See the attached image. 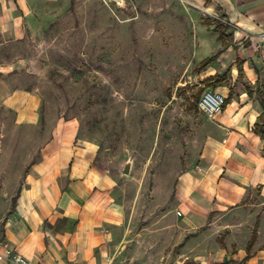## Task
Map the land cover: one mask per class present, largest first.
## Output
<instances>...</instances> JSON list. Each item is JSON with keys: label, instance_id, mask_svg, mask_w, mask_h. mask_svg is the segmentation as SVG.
Here are the masks:
<instances>
[{"label": "rangeland", "instance_id": "1", "mask_svg": "<svg viewBox=\"0 0 264 264\" xmlns=\"http://www.w3.org/2000/svg\"><path fill=\"white\" fill-rule=\"evenodd\" d=\"M184 3L189 7L186 0H43L42 30L0 48L3 61L20 74L18 84L42 100L36 128L6 126L14 112L0 111V236L17 193L7 189L9 172L37 159L48 122L72 121L77 139L95 148V163L118 183L127 211L124 264L181 263L178 220L165 224V218L181 216L174 206L177 179L199 162L218 115L210 118L198 105L213 88L199 52L217 53L212 66L223 72L233 41L216 25L217 15ZM13 177L17 182L21 175Z\"/></svg>", "mask_w": 264, "mask_h": 264}, {"label": "crops", "instance_id": "2", "mask_svg": "<svg viewBox=\"0 0 264 264\" xmlns=\"http://www.w3.org/2000/svg\"><path fill=\"white\" fill-rule=\"evenodd\" d=\"M186 1L187 9L217 15L216 25L233 36L230 65L223 72L212 66L217 53L209 54L208 47L199 52V67L213 87L207 89L231 98L208 126L197 165L177 179L174 206L181 216L167 217L165 224L178 220L184 255L179 264H264V138L255 128L264 121V0ZM42 3L0 0V48L42 30L48 14ZM19 79L0 55V111L15 116L4 124L36 128L41 97ZM229 79L237 86L229 87ZM47 128L37 159L21 172H9L7 189L17 193L2 220L0 264H18L8 251L23 254L30 264H124L120 244L127 211L118 200L115 177L95 163V148L77 139L72 121L48 122ZM14 175H21L17 182ZM239 210L244 217L230 219Z\"/></svg>", "mask_w": 264, "mask_h": 264}, {"label": "built area", "instance_id": "3", "mask_svg": "<svg viewBox=\"0 0 264 264\" xmlns=\"http://www.w3.org/2000/svg\"><path fill=\"white\" fill-rule=\"evenodd\" d=\"M264 38V33L262 34ZM225 96L224 94L215 91L213 89L205 90L199 100V108L203 111L207 116L210 118H214L217 114H219L224 105ZM11 252L8 251L10 257L18 264H30L29 260L26 256L20 253L10 254Z\"/></svg>", "mask_w": 264, "mask_h": 264}, {"label": "trees", "instance_id": "4", "mask_svg": "<svg viewBox=\"0 0 264 264\" xmlns=\"http://www.w3.org/2000/svg\"><path fill=\"white\" fill-rule=\"evenodd\" d=\"M213 58H214V56L209 57V58H206V59L202 62L201 67L206 66L208 63H210V62L213 60ZM226 76H227V72L224 73L223 75H219L218 78H217V81H218V82H222V81H224V80L226 79ZM230 98H231V95H229V97L225 99L223 107H224V106L230 101ZM261 101H262V104H263V106H264V96L262 97ZM255 128H256V130H257L258 132H261V133H262V136H263V138H264V121H263L262 123H259V122H258V123L256 124V127H255ZM255 239H256V232L253 234V237H252V239H251L250 242H249V246H248V250H249V251H250V249H251V247H252V244H253V242L255 241ZM247 257H248V256H247ZM246 259H247V258H246Z\"/></svg>", "mask_w": 264, "mask_h": 264}, {"label": "water", "instance_id": "5", "mask_svg": "<svg viewBox=\"0 0 264 264\" xmlns=\"http://www.w3.org/2000/svg\"><path fill=\"white\" fill-rule=\"evenodd\" d=\"M116 1H118L119 3H124V0H116ZM130 171H131V162H128L124 167V172L128 174Z\"/></svg>", "mask_w": 264, "mask_h": 264}]
</instances>
